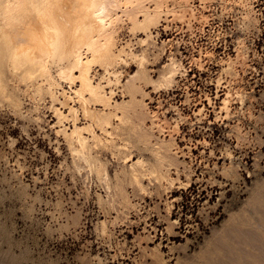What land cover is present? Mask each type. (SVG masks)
<instances>
[{
    "label": "rangeland",
    "instance_id": "1",
    "mask_svg": "<svg viewBox=\"0 0 264 264\" xmlns=\"http://www.w3.org/2000/svg\"><path fill=\"white\" fill-rule=\"evenodd\" d=\"M156 4L147 44L126 24L116 45L141 52L154 80L175 61V80L136 83L137 113L113 119V142L89 140L91 170L58 131L45 84L2 74L0 264H264V0ZM123 58L120 83L140 68ZM122 88L106 90L130 100ZM137 158L159 163L143 191Z\"/></svg>",
    "mask_w": 264,
    "mask_h": 264
},
{
    "label": "bare ground",
    "instance_id": "2",
    "mask_svg": "<svg viewBox=\"0 0 264 264\" xmlns=\"http://www.w3.org/2000/svg\"><path fill=\"white\" fill-rule=\"evenodd\" d=\"M149 1L0 0V92L3 93L5 89L2 74L6 71L13 76L18 75L25 83L38 81V86L45 84L44 91L51 98L56 123L61 125L58 131L74 151L73 158L84 162L89 170L93 166L90 162L89 148L92 145H89V140L95 145L100 144L103 139L101 135L104 134L112 141V129L118 130L121 127L113 126V119L121 122L130 114L137 113L139 103L135 101V93L140 91V86L136 83L139 84L140 80L147 81L159 87L170 85L175 80V61L166 65L158 79L154 80L146 71L147 67H144L146 63L141 52L139 56V53L137 55L131 50L125 51L123 46L117 48L116 45L117 35L126 24L130 31L144 32L146 37L141 38L140 43L147 44V39L152 35L149 28L156 24L159 14L157 11L160 9L157 4L150 9L147 6ZM125 55L136 58L140 68L137 67L124 83H120L121 71L115 70L116 67L112 68L121 61L127 63V59L123 58ZM96 64L103 69L98 77L94 73ZM53 66L56 68L55 74L51 70ZM63 82L68 84V88L63 86ZM110 84H120L129 92L130 100H114V90H106ZM56 102L59 106H54ZM97 105L100 107L97 108ZM78 112L86 120L82 125L78 124ZM65 121L71 122V126H65ZM104 141L102 142L106 144ZM158 151L154 158L162 160L164 155L161 156ZM156 163L147 166L143 158H137L131 163V177L141 190L145 187L142 179L157 172L156 166L159 163ZM102 170L103 179L106 180L107 171ZM106 188H109L107 183Z\"/></svg>",
    "mask_w": 264,
    "mask_h": 264
}]
</instances>
